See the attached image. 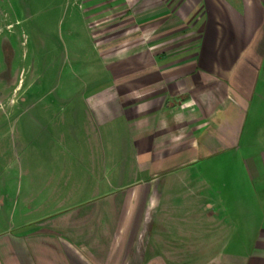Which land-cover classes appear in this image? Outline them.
Listing matches in <instances>:
<instances>
[{
	"label": "crops",
	"instance_id": "1",
	"mask_svg": "<svg viewBox=\"0 0 264 264\" xmlns=\"http://www.w3.org/2000/svg\"><path fill=\"white\" fill-rule=\"evenodd\" d=\"M85 3L109 76L79 96L84 142L72 129L74 147L55 145L78 167L68 194L11 232L0 228V264H198V212L173 224L161 206L178 188L206 199L207 230L223 232L204 264H264L263 211L254 206L264 182L255 121L264 104V0ZM6 18L0 9V32L12 25ZM6 78L0 73L1 86ZM241 150L258 155L249 164ZM243 188L254 205L245 206ZM213 198L233 207L213 209Z\"/></svg>",
	"mask_w": 264,
	"mask_h": 264
},
{
	"label": "rangeland",
	"instance_id": "2",
	"mask_svg": "<svg viewBox=\"0 0 264 264\" xmlns=\"http://www.w3.org/2000/svg\"><path fill=\"white\" fill-rule=\"evenodd\" d=\"M85 7V0H0V9L12 23L0 32V73L7 77L6 84H0L2 231L11 232L17 224L51 210L60 197L68 194L66 185L71 183L67 176L78 170L72 156L60 153L55 145L63 143L74 147L72 129H76L78 143L84 142L79 134L85 123L79 96L93 90L109 76L106 64L95 49L93 28L89 27L93 19ZM259 92L264 97V86L260 85ZM259 112L261 118L255 121L259 132L260 129L264 132V104ZM255 121L250 118L249 127ZM258 137L264 143V134ZM259 149H264V145H259ZM257 155V150L239 152L240 158L249 164ZM61 173H66V177ZM201 186L206 189L205 182L200 183ZM255 188L261 193V208L254 205L250 188L242 189L247 194L244 204L250 207V203L257 211L262 210L264 220V182L256 184ZM181 190L172 192L173 197L164 199L161 206L170 209L171 215L167 217H171L169 221L173 224L190 222L191 215L186 212L190 208L198 212V264H204L202 254L214 249L209 243L221 238L223 232L207 230L212 222L207 215V200L191 199L185 189ZM221 191L228 193L226 188ZM175 193L178 198L174 197ZM181 195L188 197L181 198ZM155 201L154 207H159V200ZM209 201L213 209L233 207L230 200L223 198ZM184 229V233H188L185 225ZM186 249L190 251V247H183Z\"/></svg>",
	"mask_w": 264,
	"mask_h": 264
}]
</instances>
